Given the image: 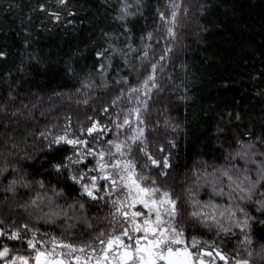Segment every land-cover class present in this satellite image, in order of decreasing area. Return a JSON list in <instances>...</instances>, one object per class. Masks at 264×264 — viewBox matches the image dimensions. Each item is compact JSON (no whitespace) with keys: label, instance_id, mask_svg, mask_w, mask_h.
<instances>
[{"label":"trees","instance_id":"trees-1","mask_svg":"<svg viewBox=\"0 0 264 264\" xmlns=\"http://www.w3.org/2000/svg\"><path fill=\"white\" fill-rule=\"evenodd\" d=\"M179 2L172 39L159 18V12L169 16L170 0H142L139 6L128 0L133 5L129 11H139L127 21L116 19L122 0H68L65 5L56 0H0V52L5 53L0 58V228L11 233L27 224L42 240L55 237L74 245L98 246L95 237L112 231L110 199L91 201L81 196L78 184L52 170L48 163L52 153L45 145L67 130L71 138L80 136L92 147H109L82 135L80 129L99 120L113 128L104 140H116L113 121L117 114L122 120L135 105L142 108L137 97H147L128 94L132 87H140L155 64L159 87L151 90L142 113L145 136L148 151L161 159L164 153L158 149H165L171 167L165 169V177L156 176L159 170L154 167L146 174L177 199V220L183 219L186 237L215 244L229 257L264 264V224L254 222L249 232L252 243L244 244V233L227 219V212L220 216L226 208L235 210L236 203L261 216L254 205L229 199L230 182L221 171L229 170L236 179V170L244 173L247 168L255 179V165L235 152L237 140L248 139L244 133L264 137V0ZM52 13L59 14V22ZM148 33L153 38L143 39ZM108 44L120 52L99 58L97 53ZM128 44L137 51L129 52ZM145 50L148 57L142 59ZM85 82L92 86L84 87ZM257 148L264 151L260 144ZM72 152L71 146H64L53 163ZM130 158L141 171L146 157L136 145ZM94 163L89 157L87 167ZM79 167L85 169L83 164ZM221 189L225 195L216 194ZM37 195L41 199L33 206ZM193 202H198L196 208ZM209 204L217 206L215 215L229 232L211 220L192 221L189 213L211 212L201 208ZM236 218L242 215L237 212ZM0 243L25 254L26 244L2 237Z\"/></svg>","mask_w":264,"mask_h":264},{"label":"snow or ice","instance_id":"snow-or-ice-1","mask_svg":"<svg viewBox=\"0 0 264 264\" xmlns=\"http://www.w3.org/2000/svg\"><path fill=\"white\" fill-rule=\"evenodd\" d=\"M56 3L65 5L68 0H56ZM141 3L142 0H135V5L139 6ZM122 5L116 19L127 21L129 17L138 14V8L137 12L129 11L133 5L129 4L128 0H122ZM180 6L179 0H170L168 4L169 16L165 17L163 12H159V18L165 21L167 35L172 39H175L176 35L174 28ZM52 15L59 22V14L52 13ZM68 15L74 16L75 13L69 12ZM68 22L72 23V21ZM105 36L108 37V34L105 33ZM152 38V33H148L143 39L151 40ZM146 47H150V45ZM127 48L129 52L137 51L131 44H128ZM166 51L171 52L172 49L167 48ZM119 52L120 49L108 44L103 51L97 53V56L108 59L105 53L111 56ZM4 56L5 53L0 52V58ZM147 57L148 51L145 50L142 59ZM160 59L163 60L164 56H161ZM110 66V64L107 65V67ZM105 67L104 64L99 65L101 70H104ZM155 72L156 65L151 64L149 74L144 78L140 87L130 89L129 96L142 93L147 99L141 100L137 97L136 102L142 105V108L134 107L128 110L122 120L120 114H117L116 121H113L116 140H104V134L112 132L113 128L101 124L99 120H93L91 126L80 129L82 135L92 137L94 142L103 141L109 147H92L87 139H82L80 136L71 138L67 130L64 134L51 137L45 145L52 153L48 161L52 170L59 176L66 177L78 184L81 196L87 197L91 201H104L105 197L111 198L109 202L112 205L110 212L113 217L112 231L110 233L100 232L95 237L98 246L94 247L92 244L79 246L58 241L55 237L50 240L39 239L36 232L30 229L27 224L21 225L11 233L0 228V237L26 244L23 249L25 254H19L21 250L15 246L9 247L5 243H0V264H217L218 261H223V264H251L248 259L229 257L215 244H209L207 241L201 242L195 237H186L181 226L183 219L181 218L179 222L177 220V217L180 216L177 199L170 191L162 189L154 176L146 174L145 170L154 167L159 170L155 174L156 176L165 177L168 175L165 169L171 167L165 149H158V152L164 153L161 159L155 158L148 151L145 136L142 113L147 111L151 90L159 87ZM123 83H128L127 78L123 79ZM91 86L87 82L84 84V87ZM123 95L122 93L112 101L113 106L123 98ZM0 110H2V106H0ZM103 111L107 113L108 109L105 108ZM235 119H240L239 114L235 116ZM125 128L129 129L131 134L121 140L120 136ZM244 135L248 139L237 140L238 150L235 152V156L245 160L246 163L255 165L253 170L255 179L247 168L244 173L236 170L234 173L236 179H233L229 170H223L221 176L228 178L229 191L226 194L221 189L216 194H226L230 200L252 204L255 206L254 210L261 213L260 217L253 216L239 203H236L235 210L229 207L220 212L221 217L227 212V219L244 233L243 243L251 244L249 232L252 224L254 222L264 224V151L257 148V144L264 146V137H253L250 131ZM169 143L175 147L174 143ZM133 145H136L137 150L146 157V162L141 164L139 172L136 160L128 158L131 157ZM64 146H71L72 154L53 163L60 152L64 150ZM89 157L95 160L93 167H87ZM82 164L85 165L86 170L79 167ZM90 173L95 174L90 175ZM100 181L105 183L101 184ZM37 183L41 188L44 187L42 181H37ZM62 194V192L56 193L57 196ZM40 199V196L37 195L31 204L38 206L37 201ZM197 203L193 202V208H196ZM78 206L81 209L84 208L83 203H79ZM201 208H210L211 212L199 209L191 211L189 216L192 221L207 224L211 220L225 233L231 230L225 228L215 215L216 205H201ZM237 212L242 215V219L236 218ZM2 224L3 221L0 220V225ZM248 255L251 256V253Z\"/></svg>","mask_w":264,"mask_h":264},{"label":"rangeland","instance_id":"rangeland-1","mask_svg":"<svg viewBox=\"0 0 264 264\" xmlns=\"http://www.w3.org/2000/svg\"><path fill=\"white\" fill-rule=\"evenodd\" d=\"M134 107H140V106H134ZM133 107V108H134ZM127 114V113H126ZM131 134V132H130V130L129 129H127V128H125L124 130H123V133H122V135L120 136V139L122 140V139H124L126 136H128V135H130ZM117 139V138H116ZM128 158H130V157H128ZM137 171L139 172V170L137 169ZM100 183L101 184H104L105 182L104 181H100ZM117 195H119V193H117ZM106 199H111V198H109V197H105Z\"/></svg>","mask_w":264,"mask_h":264},{"label":"bare ground","instance_id":"bare-ground-1","mask_svg":"<svg viewBox=\"0 0 264 264\" xmlns=\"http://www.w3.org/2000/svg\"><path fill=\"white\" fill-rule=\"evenodd\" d=\"M62 128V127H61ZM109 219V218H108ZM111 219V218H110ZM109 222H110V220H109ZM109 227V226H108ZM107 228V227H106ZM184 229V228H183ZM185 232V231H184ZM99 235V234H98ZM186 235V234H185ZM90 241V240H89ZM94 244V243H93ZM207 250V249H206Z\"/></svg>","mask_w":264,"mask_h":264}]
</instances>
